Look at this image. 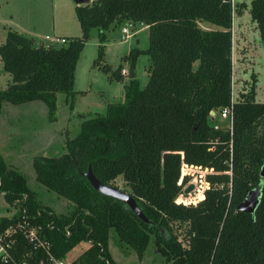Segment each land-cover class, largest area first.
<instances>
[{"label":"trees","instance_id":"1","mask_svg":"<svg viewBox=\"0 0 264 264\" xmlns=\"http://www.w3.org/2000/svg\"><path fill=\"white\" fill-rule=\"evenodd\" d=\"M73 10L80 32L58 46L34 44L31 37L6 29L0 62L9 81L0 88V101L38 98L52 115L55 92L72 91L74 64L89 29L97 30L93 63H98L104 30L124 20L147 28L146 82L139 86L134 74L128 76L122 102L83 118L64 152L33 158L34 179L65 198L67 212L41 204L24 176L0 158V192L16 209L0 215V230L24 214L41 226L55 256L86 242L71 264H115L107 251L109 229L138 253L151 234L169 264H264V100L253 98L252 87L231 100L228 0H88L74 3ZM248 12L264 38V0H250ZM199 21L216 27L203 28ZM136 53L130 48L121 58L133 67ZM262 56L264 65V51ZM120 67L108 76L120 78ZM229 103L230 123H214ZM181 160L211 167L204 174L203 196L194 204L175 201L188 178L177 182ZM87 166L104 184L115 185L120 175L122 189L148 222L122 200L96 191L82 174ZM257 184L253 211L236 209ZM174 224L183 225L180 236ZM15 244L14 256L20 258L29 243L18 234Z\"/></svg>","mask_w":264,"mask_h":264},{"label":"rangeland","instance_id":"2","mask_svg":"<svg viewBox=\"0 0 264 264\" xmlns=\"http://www.w3.org/2000/svg\"><path fill=\"white\" fill-rule=\"evenodd\" d=\"M73 4V0H0V42L9 28L31 37L34 44L58 46L64 43V38L76 36L80 32ZM120 25L112 24L104 30L103 51L100 59H97L98 63H93L99 43L97 30L95 27L89 29L74 64L72 91L68 94L55 92L52 115L46 103L38 98L22 102L0 101V158L17 169L40 203L55 213L67 212L68 202L34 179L33 158L64 152L66 139L79 131L83 118L94 113H104L108 103L124 100L123 84L128 79L129 62L121 57L130 48L137 50L132 67L137 83L142 86L146 82L148 59L142 50L147 44V28L142 23L129 27V35L122 40L119 35ZM262 41L255 22L250 19L248 8H240L232 40L234 97L240 91L247 92L252 87L253 98L264 100ZM102 64L108 65L110 69L120 64V68H126L127 73L120 78L109 77L110 69H103ZM8 81L9 75L1 69L0 62V88ZM212 121L226 123L227 118L215 115ZM193 178H197L196 174L188 176L187 182L193 181ZM113 182L123 187L124 180L120 175ZM15 210L0 192V215L9 216ZM171 227L178 236L184 229L182 224ZM85 246L84 241L77 243L67 252V257L74 258ZM107 251L115 264H169L165 256L156 251L151 234L138 253L135 248L119 241L115 232L109 229Z\"/></svg>","mask_w":264,"mask_h":264},{"label":"built area","instance_id":"3","mask_svg":"<svg viewBox=\"0 0 264 264\" xmlns=\"http://www.w3.org/2000/svg\"><path fill=\"white\" fill-rule=\"evenodd\" d=\"M230 6L231 24L229 27L231 41L234 37V23L238 16V10L240 8H249L250 0H228ZM136 24L131 20H124L120 25L119 35L122 40H125L129 35V27L133 28ZM121 74H126V68L120 69ZM231 100H233V80H231ZM230 106L229 103L226 106L221 107L219 110V116L225 117L230 123ZM211 167H202L200 165L189 164L181 160L180 162V176L178 183L181 182L182 176H191L196 174L197 178H193L192 190L186 194L179 192L175 198V201L182 203L194 204L203 196V190L207 187L208 182L204 178V174L210 171ZM198 183H196V181ZM188 180L182 184V188L188 183ZM20 234L29 244V248L23 251L20 258H16L14 253L16 252L15 237ZM73 258H68L67 253L64 256H55L50 250V242L42 234V228L39 224L31 222L24 214H21L20 218L11 222L6 227L0 230V263L9 264H71Z\"/></svg>","mask_w":264,"mask_h":264},{"label":"water","instance_id":"4","mask_svg":"<svg viewBox=\"0 0 264 264\" xmlns=\"http://www.w3.org/2000/svg\"><path fill=\"white\" fill-rule=\"evenodd\" d=\"M88 0H73L75 4H81L84 2H87ZM262 48L264 51V38L262 41ZM128 76H133L132 66L131 64L128 65ZM210 113L213 114V110H210ZM82 174L86 177L88 182L91 184V186L98 192L107 194L110 196H113L115 198H118L124 202V204L129 207L133 213L136 214L140 219H142L145 222H148V218L144 215L141 208L135 203L132 196L123 190L122 188L113 185V184H104L101 183L92 173L90 166H87L86 170L82 172ZM260 176H264V164L261 165L260 168ZM193 188V183L188 182L183 188L182 193L187 194L189 193ZM260 185L257 184L256 186L250 188L242 200H240L236 204V209L243 210L246 212H252L255 208V205L258 201V196L260 193Z\"/></svg>","mask_w":264,"mask_h":264},{"label":"crops","instance_id":"5","mask_svg":"<svg viewBox=\"0 0 264 264\" xmlns=\"http://www.w3.org/2000/svg\"><path fill=\"white\" fill-rule=\"evenodd\" d=\"M198 24L203 27V28H214L216 26H214L213 24L211 23H208V22H205V21H199ZM144 25V24H142ZM133 74H134V71H133Z\"/></svg>","mask_w":264,"mask_h":264}]
</instances>
